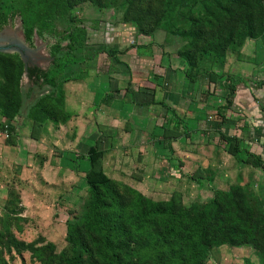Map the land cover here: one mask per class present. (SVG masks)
<instances>
[{
    "label": "trees",
    "instance_id": "trees-1",
    "mask_svg": "<svg viewBox=\"0 0 264 264\" xmlns=\"http://www.w3.org/2000/svg\"><path fill=\"white\" fill-rule=\"evenodd\" d=\"M86 3L114 15L122 11L120 22L134 25L136 35L163 31L178 36L184 42L178 54L187 64L185 76L190 81L203 73L214 81L211 62L223 63L226 53L246 40L264 39V0H0V24L17 17L29 45L35 36L54 40L50 68L29 70L52 89L49 96L78 78L79 64L118 52L89 43L86 22L76 15ZM23 72L18 55L0 53L1 117L13 120L23 107L19 87ZM47 102L42 98L36 106L43 108ZM222 138L236 142L233 137ZM101 155L97 146L87 151L89 197L80 219L67 226L65 247L57 251L52 243L25 245L13 239L8 244L28 251L39 264H206L213 240L229 242L243 236L255 242L264 259V209L252 204L241 188L215 192L193 212L175 198L152 201L128 187L120 188L103 174ZM249 159L264 169L258 158ZM0 264H8L1 250Z\"/></svg>",
    "mask_w": 264,
    "mask_h": 264
},
{
    "label": "crops",
    "instance_id": "crops-1",
    "mask_svg": "<svg viewBox=\"0 0 264 264\" xmlns=\"http://www.w3.org/2000/svg\"><path fill=\"white\" fill-rule=\"evenodd\" d=\"M253 41L246 40L243 51L226 53L223 63L212 70L214 81L208 73L195 81L187 79V64L178 54L183 42L163 31L148 36L135 32L126 41L113 42L106 48L118 52L79 64L78 78L63 83L59 94L49 96L52 89L45 85L44 91L27 99V90L38 79L23 72L31 84L24 91L20 113L13 120L0 116V126L9 131L8 139L0 137V201L8 199L10 190L22 196L31 176L56 175L54 185H63L65 180L59 177L77 169V164L87 170L86 154L93 146L112 158L122 147L136 149L148 139L172 148L178 138L162 136L161 131L168 133L178 125L185 136L195 124L206 131L216 129L225 145L229 143L222 136L233 137L231 153L258 158L264 167V50L258 59L250 56ZM255 75L263 77L254 79ZM42 98L48 102L39 108L36 102ZM215 100L218 116L210 120L205 113L215 107ZM127 155L132 168L141 169L144 164L139 161L149 159ZM250 173L256 181L264 180V169L256 167ZM241 176L239 185L249 183Z\"/></svg>",
    "mask_w": 264,
    "mask_h": 264
},
{
    "label": "rangeland",
    "instance_id": "rangeland-1",
    "mask_svg": "<svg viewBox=\"0 0 264 264\" xmlns=\"http://www.w3.org/2000/svg\"><path fill=\"white\" fill-rule=\"evenodd\" d=\"M76 15L85 20L91 45L103 44L107 47L116 41H126V37L130 39L136 31L134 25L120 22L122 19L120 10L114 15L111 10L97 11L95 6L86 3L80 5ZM19 30L17 17H8L0 24V50L11 52L0 53L18 55L23 63V71L25 66L29 67L25 70L28 73L29 70L35 71V68L39 72L47 71L51 66L50 46L54 44V40H41L43 44L37 43V46L25 42L28 49L36 47L31 53L23 46ZM253 44V53L252 47L249 49L250 56L258 59L264 50V39L253 41ZM243 45L240 48H233L235 50L232 51H243ZM210 64L208 68L211 72L220 66L216 61ZM257 65L256 61L254 66ZM262 77L263 75L253 76L254 79ZM40 81L36 80L33 87L29 88L30 79L22 75L19 85L22 103L24 97L26 98L24 91L28 88L27 99L44 91L45 85ZM216 103H219V100H215V107L205 113V117L208 116L210 120H215L218 116ZM202 127L199 124L193 125L186 136L179 125L172 129L168 128V133L167 129H163L162 136L178 138L172 148H167L164 143L155 139H148L136 149L133 145L129 148L122 147L116 158L100 151L101 170L120 188L128 187L152 201H168L175 198L183 206L193 209V212L213 199L215 192H228L235 187L241 188L252 204L258 203L264 209V180L256 181V175L250 173L256 168L253 160L231 153L230 149L235 144H223L216 129L206 131ZM102 146L104 147V142ZM128 153L134 159L145 156L149 159L146 163L139 161L144 164L141 169L138 168L139 163L137 168H132L133 162L130 161L129 165L125 160ZM187 157L190 159H185ZM87 165L86 171L81 170L82 167L78 164L77 169H71L72 174L69 170L68 173L66 171L65 176L59 177L65 180L63 185H54L56 175L31 176L30 184H27L28 188L22 196L19 192L10 190L8 199L0 201V250L6 263L39 264L30 257L28 251L16 250L9 245L11 239L25 245L33 243L36 246H43L52 243L57 251L66 246L67 226L77 222L86 209L89 193L85 175L89 163ZM185 165L187 168H184ZM52 168L56 169L54 165L50 167ZM239 174L249 178V183L239 185L238 178H242ZM257 182L263 183V186H258ZM206 264H264V259L258 256L255 242L237 236L229 242L213 240L211 256Z\"/></svg>",
    "mask_w": 264,
    "mask_h": 264
},
{
    "label": "water",
    "instance_id": "water-1",
    "mask_svg": "<svg viewBox=\"0 0 264 264\" xmlns=\"http://www.w3.org/2000/svg\"><path fill=\"white\" fill-rule=\"evenodd\" d=\"M19 32H21V36H20V38H21V42H22V44H23V46L26 48V49H28L27 47V45H26V43H25V39H24V36H23V33H22V25H21V22L19 21ZM38 41V42H37ZM37 43H40V44H42L43 42L38 38V37H34V45L35 46H37L38 44ZM31 53L33 52L30 48L28 49ZM0 52H3V53H11V52H9V51H6V50H0ZM14 53V52H13ZM22 61H23V59H22ZM26 70V67H24V72H26L25 71Z\"/></svg>",
    "mask_w": 264,
    "mask_h": 264
},
{
    "label": "built area",
    "instance_id": "built-area-1",
    "mask_svg": "<svg viewBox=\"0 0 264 264\" xmlns=\"http://www.w3.org/2000/svg\"><path fill=\"white\" fill-rule=\"evenodd\" d=\"M0 137H2L3 139H8L9 131L6 126L4 127L0 126Z\"/></svg>",
    "mask_w": 264,
    "mask_h": 264
}]
</instances>
